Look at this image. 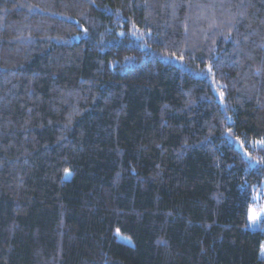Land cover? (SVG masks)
I'll list each match as a JSON object with an SVG mask.
<instances>
[{
	"label": "trees",
	"instance_id": "1",
	"mask_svg": "<svg viewBox=\"0 0 264 264\" xmlns=\"http://www.w3.org/2000/svg\"><path fill=\"white\" fill-rule=\"evenodd\" d=\"M258 142L264 0H0V264H264Z\"/></svg>",
	"mask_w": 264,
	"mask_h": 264
},
{
	"label": "rangeland",
	"instance_id": "2",
	"mask_svg": "<svg viewBox=\"0 0 264 264\" xmlns=\"http://www.w3.org/2000/svg\"><path fill=\"white\" fill-rule=\"evenodd\" d=\"M258 146H264V142H258ZM69 172L67 176L70 177ZM264 223V187L257 190L254 194V202L252 203L249 210V219L247 226L251 229H257ZM120 238L131 241L130 238L119 234ZM264 252V249H263Z\"/></svg>",
	"mask_w": 264,
	"mask_h": 264
}]
</instances>
